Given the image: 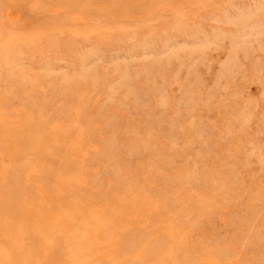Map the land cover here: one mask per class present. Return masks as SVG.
I'll use <instances>...</instances> for the list:
<instances>
[{
	"label": "rangeland",
	"instance_id": "374dc122",
	"mask_svg": "<svg viewBox=\"0 0 264 264\" xmlns=\"http://www.w3.org/2000/svg\"><path fill=\"white\" fill-rule=\"evenodd\" d=\"M0 264H264V0H0Z\"/></svg>",
	"mask_w": 264,
	"mask_h": 264
}]
</instances>
